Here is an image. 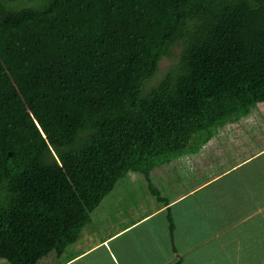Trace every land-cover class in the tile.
<instances>
[{"label":"trees","instance_id":"16d2710c","mask_svg":"<svg viewBox=\"0 0 264 264\" xmlns=\"http://www.w3.org/2000/svg\"><path fill=\"white\" fill-rule=\"evenodd\" d=\"M71 1L0 0V24L17 33L13 52L38 28L54 33L73 25L66 15L56 26L39 23ZM96 6H102L97 13ZM111 8L110 2L88 4L70 14L107 17ZM151 22L143 56L96 105L85 82L72 81L28 110L12 78L28 66L26 58L0 53L1 260L37 264L62 253L133 172L158 196L146 163L193 158L204 131L264 102V0H171ZM164 59L172 64L153 85Z\"/></svg>","mask_w":264,"mask_h":264},{"label":"crops","instance_id":"0c3cea01","mask_svg":"<svg viewBox=\"0 0 264 264\" xmlns=\"http://www.w3.org/2000/svg\"><path fill=\"white\" fill-rule=\"evenodd\" d=\"M260 108L246 117L259 116V127L211 130V142L195 153L212 152L210 161L207 155L196 164L182 160L196 174L185 173L180 189L162 192L168 203L158 199L159 206L140 211L143 198L156 195L144 176L137 172L142 177L131 182L129 174L90 214L73 244L37 264H264V105ZM173 171L165 168L155 180L174 182Z\"/></svg>","mask_w":264,"mask_h":264},{"label":"rangeland","instance_id":"374dc122","mask_svg":"<svg viewBox=\"0 0 264 264\" xmlns=\"http://www.w3.org/2000/svg\"><path fill=\"white\" fill-rule=\"evenodd\" d=\"M170 1L72 0L70 5L66 6V10L64 9V14V10H60L57 15L41 20L39 23L44 26L49 24L56 26L59 21L58 19L66 15L65 17L73 20V25H70V27L60 25V29L54 33L45 32L43 27L38 28L37 31L32 32L35 33L34 38L31 41L25 42L23 47L21 46L14 50L15 52H13L12 45L15 39H17V33H13L9 25L0 24V53L17 59L19 53L20 56L22 54L26 58L25 64L28 66L25 70H23L24 66L18 69V74H15L16 76L12 78L16 80V84L23 92L22 98L27 104V109L34 112L42 99L57 90L59 86L72 81L85 82V91L89 94L94 105L104 101L105 95L111 92L113 88L111 83L114 81V78L126 69L127 66L133 64L135 59L143 56V40L152 29L151 17L155 11ZM105 2H110L112 6L107 17H95L96 13L99 12L96 8L100 7L101 9L102 6L95 7L96 13L93 18L83 17L84 19H76L72 17L73 14H70V10L74 12L77 11V8L85 10L88 4L103 5ZM32 4L34 2L30 6ZM28 26L32 25H25L24 29L28 30ZM171 64V60L164 59L160 63L159 73L151 81V84H157L168 71ZM258 102L246 110L242 109L240 112L224 118L213 129L231 130L233 128H246L250 130L253 123L259 127V116H257V121L246 118L252 115L253 109L256 110L254 111L256 113L258 109L261 112L262 108L260 107L264 105L262 103L263 100ZM210 132V130L204 131L199 138L195 139L198 147L200 146V142L203 144L211 142ZM254 143V140H250V144ZM211 154L212 152L209 151L204 153L199 152V155H194L193 158L190 155V158H187L186 162L193 161L196 164L201 159L206 161V157H203L204 155H207L210 161ZM177 160H168V162H164L165 164L163 163L161 166L150 163L144 165V171L146 170V172H148L149 167L150 177L154 180V185L159 188L161 195L159 194L154 197L149 194L152 200L147 199L149 197L143 198L145 206L141 204L143 209L140 211H144L145 209L150 211L154 206H159L158 199L160 200L163 197V191L169 186H180V189L183 183L181 184L179 181L180 178L186 177L185 173L195 176L196 173L190 169V166H187L182 160ZM186 166L188 169L185 170L184 167L186 168ZM165 168L175 169L172 174V179H175V181L171 182V180H168L169 182H163L161 178L159 181L162 183L161 185L155 178ZM142 176L135 172L131 173V179H129L132 182L138 178L140 179ZM141 186L145 187L143 184ZM147 192L145 188L143 194ZM126 197L127 199H131L132 196L126 195L125 199ZM133 203V205H136L137 200H133ZM0 262L8 264L1 259Z\"/></svg>","mask_w":264,"mask_h":264}]
</instances>
